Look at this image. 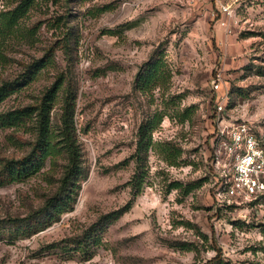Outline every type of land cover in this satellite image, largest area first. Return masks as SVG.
I'll use <instances>...</instances> for the list:
<instances>
[{
  "label": "rangeland",
  "instance_id": "obj_1",
  "mask_svg": "<svg viewBox=\"0 0 264 264\" xmlns=\"http://www.w3.org/2000/svg\"><path fill=\"white\" fill-rule=\"evenodd\" d=\"M203 1L30 0L0 34V113L29 112L0 123V264H264V194L218 200L212 151L223 119L264 138V0H215L235 8L250 53L228 69ZM159 60L170 78L149 87L140 75ZM56 83L43 156L37 112ZM68 89L81 166L52 208L68 163ZM27 157L35 167L20 178L4 167Z\"/></svg>",
  "mask_w": 264,
  "mask_h": 264
},
{
  "label": "built area",
  "instance_id": "obj_2",
  "mask_svg": "<svg viewBox=\"0 0 264 264\" xmlns=\"http://www.w3.org/2000/svg\"><path fill=\"white\" fill-rule=\"evenodd\" d=\"M219 24L228 33L233 28L230 22L237 21L235 8L224 4L212 10ZM219 71L212 80L213 88L219 90L223 82ZM217 110L223 113L227 93L217 96ZM213 137V163L220 177V185L215 191L218 200H254L264 194V138L258 134L248 121L228 123L219 121ZM261 205V204H260Z\"/></svg>",
  "mask_w": 264,
  "mask_h": 264
},
{
  "label": "trees",
  "instance_id": "obj_3",
  "mask_svg": "<svg viewBox=\"0 0 264 264\" xmlns=\"http://www.w3.org/2000/svg\"><path fill=\"white\" fill-rule=\"evenodd\" d=\"M30 5V0H21L13 7L0 10V34L4 37L5 34H11L14 32L16 25L19 23V19L22 18L28 11ZM160 61V60H159ZM156 61L151 64L148 70L142 72L140 79L144 81L147 86H157L164 82L161 80L162 77L166 76L165 81L170 78V74L166 75L162 68L161 61ZM58 84H54L45 94V97L41 101V105L37 112V131L39 135V141L41 142L40 151L43 156L51 153L54 144L52 142V135L50 131L51 127V105L50 102L53 99L55 91L57 90ZM6 92L0 87V102L5 98ZM73 95L72 90L68 89L64 98V110L62 115V133L64 145L68 153V163L66 164V169L64 175L61 179L60 189L58 190V195L54 196L49 202L52 208L61 207V205L66 203L62 195L64 190L68 188L71 182L77 177L80 172V148L74 136V126H73ZM26 113L25 109L10 110L7 112L0 113V123L7 125H14L15 123L23 120ZM156 122H149L142 126L143 129L146 128L149 135L147 138V145L151 143V133L150 131L155 127ZM39 144V142H38ZM167 159H171L167 157ZM5 169L13 175L14 178L22 177L26 171L31 167H35V160L32 157H27L24 160H19L17 163H7L5 164ZM56 200L55 203L53 201Z\"/></svg>",
  "mask_w": 264,
  "mask_h": 264
},
{
  "label": "crops",
  "instance_id": "obj_4",
  "mask_svg": "<svg viewBox=\"0 0 264 264\" xmlns=\"http://www.w3.org/2000/svg\"><path fill=\"white\" fill-rule=\"evenodd\" d=\"M214 5L215 0H204L201 4L203 8L208 10V13H211L212 10L216 9ZM209 19L211 22L207 26L210 28V37H212V41L217 47L215 50L216 54H221L220 58L222 59V68L228 69L230 65H234L237 61L240 62L242 59L247 58L245 55L250 53L247 52L248 50L245 47L244 41H240V35L236 22H230V26L233 28V31L232 33H228L226 29L219 24L217 19Z\"/></svg>",
  "mask_w": 264,
  "mask_h": 264
}]
</instances>
